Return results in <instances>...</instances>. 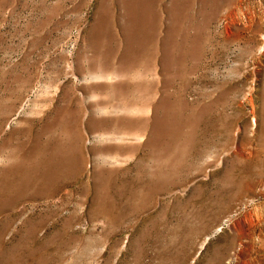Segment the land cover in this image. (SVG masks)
Listing matches in <instances>:
<instances>
[{"label": "rangeland", "instance_id": "374dc122", "mask_svg": "<svg viewBox=\"0 0 264 264\" xmlns=\"http://www.w3.org/2000/svg\"><path fill=\"white\" fill-rule=\"evenodd\" d=\"M0 264H264V0H0Z\"/></svg>", "mask_w": 264, "mask_h": 264}]
</instances>
